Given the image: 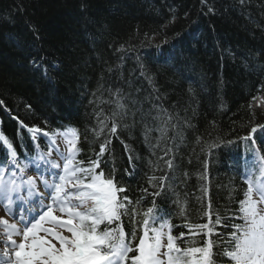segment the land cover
Masks as SVG:
<instances>
[{
    "label": "trees",
    "instance_id": "obj_1",
    "mask_svg": "<svg viewBox=\"0 0 264 264\" xmlns=\"http://www.w3.org/2000/svg\"><path fill=\"white\" fill-rule=\"evenodd\" d=\"M210 3L215 4L216 15L202 14L200 0H0V100L4 101L0 132L23 156L25 149L28 154L34 152V143L15 117L28 126L49 130L75 126L82 134V157L87 158L93 148L99 150L103 137L94 140L89 134L87 141L83 139L96 118L88 103L90 95L82 93L97 90L102 80L106 87L131 92L145 111L160 96L155 103L179 113L192 125L184 127L182 140H176L175 167L169 173V183L186 206L188 219L206 222L209 199L214 213L235 211L246 188L244 159L253 155L252 143L241 138L254 124H264V111L255 108L252 99L264 93V0H247L244 6L238 0ZM173 13L177 20L169 26ZM33 27L39 31V40L33 36ZM165 32L169 40L174 33H182L172 44L183 55L167 64L163 61L172 45H165L163 53L154 47ZM146 33L157 35L145 43ZM121 44L128 46L126 52L115 51ZM39 55L49 65L58 62L51 79L42 77L29 63ZM29 104L31 110L26 107ZM136 119L139 121V115ZM158 136L153 132L146 140L144 125L137 123L118 129L112 138V154L105 159L109 168L115 166L117 179L130 188L127 194L133 199L141 195L139 188L147 187L148 176L168 171L164 160L169 157H158L165 144L171 146L172 142L163 141L154 149ZM197 137L202 138L201 143ZM229 140L234 143L209 152L208 144ZM121 141L136 157L131 178L124 172L129 168L128 153ZM39 142L42 149L47 148L43 139ZM256 143L264 154V136L258 133ZM2 159L4 148H0ZM151 199L146 197L143 207ZM174 200L176 195L168 190L166 198H157V206L172 213L173 224L179 225L174 234H179L186 229Z\"/></svg>",
    "mask_w": 264,
    "mask_h": 264
},
{
    "label": "snow or ice",
    "instance_id": "obj_2",
    "mask_svg": "<svg viewBox=\"0 0 264 264\" xmlns=\"http://www.w3.org/2000/svg\"><path fill=\"white\" fill-rule=\"evenodd\" d=\"M238 2L244 6L247 0ZM200 4L202 14H217L210 0H200ZM184 15L187 17L188 13ZM176 20L173 13L168 25L175 24ZM31 30L39 40V31L34 27ZM156 35L146 33L145 43ZM181 37L182 33L177 32L172 40L179 41ZM172 40L165 32L161 42L154 45L161 53L165 45H172L171 54L163 61L166 64L183 55ZM127 50L128 46L121 44L115 51ZM29 63L46 79H51L50 73L59 68L58 62L46 63L44 55L30 58ZM108 71L113 69L110 67ZM82 95H90L88 103L93 106L96 118L95 125L85 130L83 139L87 141L89 134L94 140L103 137L99 150L93 148V154L87 158L82 157V134L75 126L49 130L28 126L15 117L34 142V152L28 154L25 149L23 156L0 132V148H4V159L0 160V211L3 212L0 215V264H264V154L256 155L258 149L254 148L251 158L245 157L242 179L246 188L235 211L214 213L209 199L206 222L194 223L188 219L186 206L169 183V173L175 167L176 140L183 139L184 127H192L191 122L155 103L160 96L154 97L151 107L145 111L143 103L131 92L121 87H106L102 80L97 90ZM252 99L255 101L257 97ZM3 104L0 100V105ZM262 104L264 98L256 106ZM26 107L31 110L32 106ZM252 115L254 119L255 113ZM137 123L144 125L146 140L151 133H159L154 149L163 141L172 143L171 146L165 144L163 155L158 157L159 160L169 157L164 160L168 171L160 176H148L147 187L139 188L141 195L133 199L127 194L130 188L117 179L115 166L108 167L105 156L112 154L109 146L118 129L134 127ZM170 131L174 135L169 136ZM258 133L264 136V124H254L241 139L255 145ZM39 137L47 140L46 149L40 147ZM201 142L202 138L197 137V143ZM121 143L128 153L129 168L124 172L131 178L136 157L124 141ZM232 143L231 140L212 142L207 147L211 152ZM207 167L206 161L205 172ZM168 190L176 195L172 203L184 220L186 231L179 234H174V228L179 225L173 224L172 213L157 206V198H166ZM203 191L207 195V188ZM148 196L152 199L145 208L143 202Z\"/></svg>",
    "mask_w": 264,
    "mask_h": 264
},
{
    "label": "rangeland",
    "instance_id": "obj_3",
    "mask_svg": "<svg viewBox=\"0 0 264 264\" xmlns=\"http://www.w3.org/2000/svg\"><path fill=\"white\" fill-rule=\"evenodd\" d=\"M262 105H264V104H262ZM262 105H261V106H262ZM261 106H260V107H261ZM255 107H256L257 109H260V107H257V106H255ZM33 175H35V173H34Z\"/></svg>",
    "mask_w": 264,
    "mask_h": 264
},
{
    "label": "bare ground",
    "instance_id": "obj_4",
    "mask_svg": "<svg viewBox=\"0 0 264 264\" xmlns=\"http://www.w3.org/2000/svg\"><path fill=\"white\" fill-rule=\"evenodd\" d=\"M0 215H3V212L2 211H0Z\"/></svg>",
    "mask_w": 264,
    "mask_h": 264
}]
</instances>
